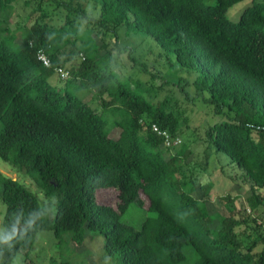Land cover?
Returning a JSON list of instances; mask_svg holds the SVG:
<instances>
[{
  "label": "trees",
  "instance_id": "16d2710c",
  "mask_svg": "<svg viewBox=\"0 0 264 264\" xmlns=\"http://www.w3.org/2000/svg\"><path fill=\"white\" fill-rule=\"evenodd\" d=\"M204 1L56 0L65 12L62 26L35 19L16 50L0 41V159L23 170L55 208L53 218L38 221L14 248L0 247V264H12L19 254L29 257L41 231L52 232L59 246L65 235L77 246L87 232L101 235L104 252L117 256L119 264H264V233L243 243L236 232L240 221L215 220L208 212L211 183L200 185L203 195L197 199L193 180L182 181L177 162L183 146L163 158L160 150L170 149L150 125L178 136L179 117L172 108L100 70L93 30L80 33L72 18L93 21L105 32L124 26L127 34L144 33L180 67L198 73L196 91L207 92L214 114L225 117L209 127L206 141L241 170L250 191L247 205L254 210L264 199V0H252L236 22L226 12L244 0ZM84 3L97 9L96 19L87 16ZM39 11L41 6L33 16ZM67 45L70 55L62 61ZM114 47L119 50L117 38ZM38 49L47 54L48 68L36 60ZM79 57L77 66L64 68ZM58 68L68 73L61 80L94 93L103 109L123 113L115 122L118 138L110 137L106 121L88 103L47 83ZM100 189L116 193L115 206L97 203ZM0 202L2 226L12 210L40 206L28 188L1 173ZM131 203L147 212L138 230L119 221ZM258 243L261 249L254 253Z\"/></svg>",
  "mask_w": 264,
  "mask_h": 264
},
{
  "label": "rangeland",
  "instance_id": "374dc122",
  "mask_svg": "<svg viewBox=\"0 0 264 264\" xmlns=\"http://www.w3.org/2000/svg\"><path fill=\"white\" fill-rule=\"evenodd\" d=\"M40 1L0 0V41H4L12 50H16L22 44L35 19H38V23L46 22L55 28L64 24L65 12L61 7L57 8L56 0L49 2L43 0L41 4ZM214 2L215 0L204 1L209 5ZM251 3L252 0H244L231 6L226 12V17L236 22L243 10ZM38 6H41V11L33 16ZM83 7L91 19L98 17V11L92 8V4L84 3ZM41 13H46V17H39ZM72 18L80 33L87 29L93 30L94 33L90 38L94 39L93 43L98 48L94 58L100 70L104 69L153 103L167 104L179 117L180 130L177 135L182 141L181 147L161 149L160 152L163 158L168 160L170 155L181 150L183 146L184 152L178 159L177 166L182 174V181H186L187 178L193 180L195 186L193 197L197 199L202 197L203 191L200 185L211 183L206 198L208 212L215 220L234 217L241 222L236 232L241 235L243 243L256 241L258 236L264 233V199L254 210H250L247 205L250 196L249 186L243 180L241 170L232 164L225 154L217 153L211 146L209 147L206 141L209 127L223 122L225 117L214 114L212 106L205 101L208 98L207 92L196 91L194 81L198 73L180 67L174 55L165 53L144 33L127 34L124 26L117 28L115 33L105 32L94 28L93 21L79 20L75 16ZM115 38L119 50L114 47ZM75 44L80 45L81 41L76 40ZM69 48L70 45L64 48L61 54L62 61L70 55ZM78 63L80 57L71 58L63 66L68 70ZM46 81L60 91L67 89L83 102L88 103L106 121L110 137L118 138L121 130L115 126V122L120 121L124 116L121 111L112 108L103 109L94 93L79 90L75 84L61 80L56 73L46 77ZM139 136H142V133ZM205 156L207 160L204 159ZM0 173L28 188L36 195L40 206L49 209L47 216L53 218L55 213V208L52 206L53 199H46L23 170L10 166L0 159ZM101 190L103 189L97 190V203L115 206L116 193ZM261 193L264 195V191ZM4 213L5 205L0 202V226ZM146 215V211L131 203L119 221L138 230ZM63 238L65 243L59 246L52 232H38L29 257L24 258L19 254L14 260L16 264H56L61 259L69 260L73 264H119L117 256L111 257L104 252V238L101 235L87 232L81 246L72 243L66 235ZM260 249L258 243L253 252L258 253Z\"/></svg>",
  "mask_w": 264,
  "mask_h": 264
},
{
  "label": "clouds",
  "instance_id": "9594fccd",
  "mask_svg": "<svg viewBox=\"0 0 264 264\" xmlns=\"http://www.w3.org/2000/svg\"><path fill=\"white\" fill-rule=\"evenodd\" d=\"M48 212V208L39 205L27 212L12 210L11 219L6 225L0 226V247L14 248L17 242L24 240L29 232L35 230L37 222L43 220ZM13 264H16L15 260Z\"/></svg>",
  "mask_w": 264,
  "mask_h": 264
},
{
  "label": "built area",
  "instance_id": "2783aa9c",
  "mask_svg": "<svg viewBox=\"0 0 264 264\" xmlns=\"http://www.w3.org/2000/svg\"><path fill=\"white\" fill-rule=\"evenodd\" d=\"M35 57L36 60L40 62L44 67L48 68L50 66V60L45 51H43L42 49H38L36 51ZM56 73L61 79H65L68 76V73L61 68L56 69ZM150 128L153 133H155L158 137L162 138L164 148L173 149L181 145L182 141L180 137L172 136L167 130L160 129L158 125L154 123L150 125Z\"/></svg>",
  "mask_w": 264,
  "mask_h": 264
}]
</instances>
